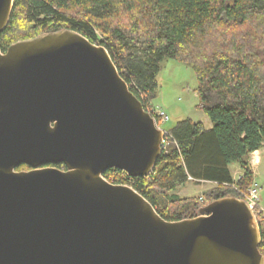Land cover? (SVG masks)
<instances>
[{
    "label": "water",
    "instance_id": "95a60500",
    "mask_svg": "<svg viewBox=\"0 0 264 264\" xmlns=\"http://www.w3.org/2000/svg\"><path fill=\"white\" fill-rule=\"evenodd\" d=\"M14 2L0 0V34ZM163 136L106 47L68 29L0 47V264H264L244 200L170 222L106 180L150 176Z\"/></svg>",
    "mask_w": 264,
    "mask_h": 264
},
{
    "label": "trees",
    "instance_id": "16d2710c",
    "mask_svg": "<svg viewBox=\"0 0 264 264\" xmlns=\"http://www.w3.org/2000/svg\"><path fill=\"white\" fill-rule=\"evenodd\" d=\"M64 29L106 47L148 112L165 60L188 64L196 73L199 108L213 127L178 122L154 172L117 184L130 183L170 222L248 192L254 182L251 155L264 146V0H15L0 47L6 52L19 41ZM232 164L244 172L237 182ZM122 172L108 170L104 177ZM190 181L217 186L201 197L179 196Z\"/></svg>",
    "mask_w": 264,
    "mask_h": 264
},
{
    "label": "rangeland",
    "instance_id": "374dc122",
    "mask_svg": "<svg viewBox=\"0 0 264 264\" xmlns=\"http://www.w3.org/2000/svg\"><path fill=\"white\" fill-rule=\"evenodd\" d=\"M158 84V96L154 101L155 107L151 112L153 117L159 118L157 125L164 132L163 140L167 141V146L169 144L167 139L169 131L180 121L192 119L195 122L203 123L207 129L213 127L209 117L199 108L197 76L190 65L175 60H165L161 64ZM252 157L256 160V154L251 155V159ZM22 170L17 172H29L27 167L22 168ZM255 170L258 175L259 187H262L260 205L264 209V162L262 166H258ZM216 186L211 183L190 181L185 187L178 190L177 194L183 198L200 197L216 188ZM260 226L264 230V222L260 223Z\"/></svg>",
    "mask_w": 264,
    "mask_h": 264
},
{
    "label": "built area",
    "instance_id": "2783aa9c",
    "mask_svg": "<svg viewBox=\"0 0 264 264\" xmlns=\"http://www.w3.org/2000/svg\"><path fill=\"white\" fill-rule=\"evenodd\" d=\"M150 113L152 114L151 111H150ZM152 116H153V114H152ZM162 143H163V145H162L163 150H166L167 149V145H166L167 141L163 140ZM255 153H253L252 155H255ZM254 163H255V159H254V157H252L251 164H250L251 167H252V165H254ZM133 178L134 177H131L129 174L122 172L119 178L114 175V176H111L110 178H106V180L109 181L110 183H113V184H117L116 182H118V181L131 183ZM240 179H241V177L239 178V180ZM130 183L124 184V185H128V186L133 188V186ZM121 184H123V183H121ZM235 189H238V188L235 186ZM260 193H261V188L259 187V185L257 183L253 182V184L250 187V189L248 190V192H245V193L241 192V194H242L241 199L244 200L248 204V206L250 207V209L253 211L254 215L256 216L258 222L261 223L263 221V218H264V209L260 205V200H261Z\"/></svg>",
    "mask_w": 264,
    "mask_h": 264
},
{
    "label": "crops",
    "instance_id": "0c3cea01",
    "mask_svg": "<svg viewBox=\"0 0 264 264\" xmlns=\"http://www.w3.org/2000/svg\"><path fill=\"white\" fill-rule=\"evenodd\" d=\"M195 122V121H194ZM195 123H199V122H195ZM201 123V122H200ZM204 125V124H203ZM205 126V125H204ZM205 128H206V126H205ZM207 129V128H206ZM210 129V128H209ZM256 153H259V161L258 162H255L254 163V165H252V171H253V173H254V182L255 183H257L258 184V180H257V177H258V175H257V172H256V168L258 167V166H262L263 165V162H264V146L262 147V149H260L259 151H257ZM255 153V154H256ZM251 160L252 159H250V164H251ZM230 171H231V174H232V176H233V179L235 180V182H237L238 180H239V178L243 175V170H242V168H241V166L240 165H238V164H232V165H230ZM205 183H208V184H210V182H205ZM211 184H213V183H211ZM213 185H215V184H213ZM259 185V184H258ZM261 190H262V187H261ZM201 197V196H200ZM262 222H264V220L262 221ZM261 222V223H262ZM262 230H263V228H262ZM263 232H264V230H263Z\"/></svg>",
    "mask_w": 264,
    "mask_h": 264
},
{
    "label": "flooded vegetation",
    "instance_id": "af4514ba",
    "mask_svg": "<svg viewBox=\"0 0 264 264\" xmlns=\"http://www.w3.org/2000/svg\"><path fill=\"white\" fill-rule=\"evenodd\" d=\"M24 167L29 168V171H32L33 170L32 167H30V166H28L26 164H23L20 167H18L16 169V171H23L22 168H24ZM47 167H56V168H59V169H62V170H65L66 169L64 165H62V166L61 165H46V166H43L42 168H47Z\"/></svg>",
    "mask_w": 264,
    "mask_h": 264
},
{
    "label": "bare ground",
    "instance_id": "6f19581e",
    "mask_svg": "<svg viewBox=\"0 0 264 264\" xmlns=\"http://www.w3.org/2000/svg\"><path fill=\"white\" fill-rule=\"evenodd\" d=\"M259 156H260L259 153H256V157H255L256 160H255V162H258V160H259Z\"/></svg>",
    "mask_w": 264,
    "mask_h": 264
}]
</instances>
